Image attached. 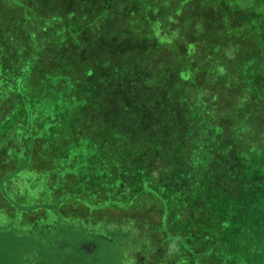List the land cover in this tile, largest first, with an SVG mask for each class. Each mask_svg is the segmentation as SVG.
<instances>
[{"label": "rangeland", "instance_id": "rangeland-1", "mask_svg": "<svg viewBox=\"0 0 264 264\" xmlns=\"http://www.w3.org/2000/svg\"><path fill=\"white\" fill-rule=\"evenodd\" d=\"M141 1L0 0V264H159L147 213L105 204L138 161L264 210V0Z\"/></svg>", "mask_w": 264, "mask_h": 264}, {"label": "trees", "instance_id": "trees-1", "mask_svg": "<svg viewBox=\"0 0 264 264\" xmlns=\"http://www.w3.org/2000/svg\"><path fill=\"white\" fill-rule=\"evenodd\" d=\"M248 1L251 0H212L210 4L211 6L215 4L213 7L216 6L218 9L219 5L224 6L223 8L227 11L228 5L231 6L235 3L241 8L243 3L248 4ZM70 2L74 3V0H70ZM142 4L143 0L140 2V6ZM240 8L235 6L236 10H240ZM172 11L170 9L168 12ZM215 16L217 17V15ZM242 16L247 19L244 12H242ZM212 19L211 17V22ZM252 19L259 26L260 19ZM144 21L151 24L146 18ZM248 41L252 42L251 39ZM253 41L256 43V41L259 42V39ZM262 74L264 75V73ZM13 123H15L14 120L7 122L4 125V130L7 131ZM10 131L3 139L0 138V141L1 139L7 140ZM138 162L140 163L138 167L143 164V167L138 168V171L139 174L145 173V176H142V179L145 180L136 182V187L133 188H131L132 186H123L124 189H122L120 185L117 201L108 199L105 204L111 209L120 207L118 210L115 209L123 211L118 215L147 213L146 217L149 218L147 221L154 224L156 235L163 241L159 252L162 256L159 264H210L211 260L208 256L212 252L218 251L226 254L228 250L232 255L226 264H264V214L258 217L256 213L257 210L260 213L264 212V210H260L259 206L263 202L262 193L260 195L257 191H252V193L243 195L240 202L233 199L226 200V197L219 196L218 191L211 193L203 190L197 194L184 193L181 188L185 186L179 184V178H169L168 185L162 181L165 176L168 177L167 172L170 169L162 168L161 164L156 161ZM136 179L141 180V176ZM204 185L218 190L215 182ZM77 193L81 194V192ZM91 193L93 192L89 193L86 187L83 188L82 195H85L88 200L91 199ZM194 201H197V204ZM194 205L201 209L199 219L192 213L191 207ZM248 207H251L254 213H250ZM202 210L208 216L202 215ZM243 218L247 219L246 222L240 221ZM116 226L118 225H112L111 228L115 230ZM222 226L224 230H221ZM230 226L237 228L234 231L237 236L246 237L243 247L240 242H237V246L232 248L231 243L233 242L230 240L228 245L218 246L219 242L228 240L229 236L231 239H235ZM204 243H206V247H204ZM212 264H222V262L213 260Z\"/></svg>", "mask_w": 264, "mask_h": 264}]
</instances>
